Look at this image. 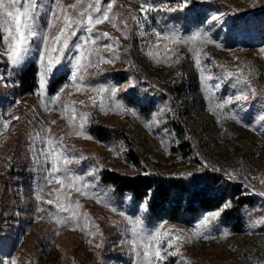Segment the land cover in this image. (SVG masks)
Wrapping results in <instances>:
<instances>
[{"label": "rangeland", "instance_id": "obj_1", "mask_svg": "<svg viewBox=\"0 0 264 264\" xmlns=\"http://www.w3.org/2000/svg\"><path fill=\"white\" fill-rule=\"evenodd\" d=\"M145 2L155 6L146 16L141 10ZM35 3L36 35L23 63L13 67L7 55H0V262L264 264V39L256 40L255 31L239 18L264 6V0H190L183 10L177 0H115L109 20L90 33L85 27L89 14L99 15L96 0H60L54 17L50 12L55 0ZM107 3L100 0L101 8ZM60 7L71 21L87 8L81 18L84 26L70 22L65 27ZM8 21L0 10V50L5 52ZM60 28H65L64 35L56 42ZM196 32L211 42L186 43ZM156 33H177L184 39L174 43ZM101 57L112 62L104 63ZM49 58L51 71L46 70ZM29 62L36 66V88L21 93L16 73ZM57 73L63 79L50 93L49 83ZM101 87L108 91L98 92ZM240 95L248 98L237 100ZM131 97H142L152 106L140 112L130 104ZM81 123L82 134L77 135ZM172 123L184 132L183 140ZM48 140L53 141V155H46ZM55 154L66 157L67 166ZM54 162L61 171L49 182ZM104 169L176 177L205 170L223 173L257 197L254 216L261 222L246 223L240 233L220 223V211L190 224L150 222L143 203L116 198L100 183ZM75 177L79 180L70 182ZM135 218L142 220L136 233L129 224ZM157 232L155 240L142 239ZM144 243H150L147 257ZM157 248L163 257L159 261L151 255Z\"/></svg>", "mask_w": 264, "mask_h": 264}, {"label": "trees", "instance_id": "obj_2", "mask_svg": "<svg viewBox=\"0 0 264 264\" xmlns=\"http://www.w3.org/2000/svg\"><path fill=\"white\" fill-rule=\"evenodd\" d=\"M192 5V9H197L199 12V5L197 7L196 3ZM239 18L243 19L248 28L255 31L256 40L264 39V6L248 16H239ZM234 25L236 27V24ZM62 79L61 73L53 76L48 92H53ZM15 80L21 93H31L36 88L35 64L29 62L22 67L16 73ZM131 98L130 104L140 112L152 106L142 97L138 100H134L135 97ZM171 127L183 140L184 132L175 123H172ZM94 133L98 139H101L102 135L99 131ZM115 136L117 137L118 133H115ZM184 142L187 144V141ZM180 146L183 148L185 145L180 144ZM131 158L137 163L135 155L131 154ZM99 176L100 183L108 187L114 197L127 196L134 205L143 203L146 218L150 222L167 220L190 224L202 215L215 211H220V223L229 227L234 233H240L246 223L255 225L261 222L260 219L255 221L254 216L257 197L240 182L226 177L223 173L205 170L189 177H176L155 172L127 174L118 170L104 169L100 171ZM258 228L263 227L260 225Z\"/></svg>", "mask_w": 264, "mask_h": 264}, {"label": "snow or ice", "instance_id": "obj_3", "mask_svg": "<svg viewBox=\"0 0 264 264\" xmlns=\"http://www.w3.org/2000/svg\"><path fill=\"white\" fill-rule=\"evenodd\" d=\"M115 0H108V3L106 5V7H104L103 9L100 6V0H96V5H95V12L99 13L98 16L93 17L91 14H89L87 16V24L85 27V30L88 31L89 33L92 31V28L97 25V24H101L106 20H109V12L113 7ZM190 2V0H177L178 5L180 6L181 10H183L184 7H187L188 3ZM79 3V0H78ZM21 4V0H7V5L6 6V0H0V10H3V12H5L7 14V16L10 18V21H8L9 23V27L4 28V31L7 33L4 37V43L7 45L6 48V52L3 50H0V55H7V59L8 61L11 63V65L13 67L19 66L20 64L23 63V61L25 60V57L28 55L29 53V41L30 38L36 35V31H35V10L37 8V5L35 3V0H23V4H22V8L18 7L17 5ZM56 6H60V0H55V6L54 8L51 10L50 12V16L54 17L56 16ZM71 7H75V5L71 6ZM88 8L93 7L91 4H89L87 6ZM155 6L152 4H148V3H142L141 4V10L142 12L145 13V16L147 14V11L150 9H153ZM59 10L64 14V20H65V27L68 26V24L71 23H75L78 26H84V21L81 19L82 17H84L85 15V11H87V8L83 11H81L79 13V17L76 18L74 21L70 20V17L67 14V11L65 9H63L62 7L59 8ZM175 10V9H173ZM133 19H137V17H133ZM212 19L217 20L219 19L216 16H213ZM125 24V27L127 26V22L126 20L123 21ZM52 22L51 19L49 20V24L48 27L51 28ZM3 27V22H0V28ZM64 31L65 28H60L58 31V34L54 37V40L56 42H59L61 40V36L64 35ZM75 31H73L71 33V35H75ZM108 33H103L104 37H108ZM158 38H164V39H168L174 43L180 42L181 40H183V37H180L177 33H172V34H165L164 37L160 36V33H156ZM47 36L44 37V42L45 44H47ZM87 39V38H86ZM196 40H200L201 42H211L209 40V38L207 37V35H201L200 32H196L193 33L190 37H188L185 42H192V41H196ZM93 43H95V40L92 41ZM64 47H67V39L64 40ZM106 47H110L107 46ZM198 55V54H197ZM41 60H43V53H41ZM118 58V57H117ZM102 62L104 63H111L112 61L110 59H104L103 57L100 58ZM199 62V61H197ZM51 58H49V67L46 69L47 71H51ZM3 76L0 75V81H3ZM72 79H73V83L74 85L79 89L80 88V84L76 83V71L72 72ZM65 87H67V85H65ZM45 88V81L43 78V75L41 76V80H40V89L41 92H43ZM116 88L113 87L111 89L112 94L114 95L116 92ZM63 91V88L60 90ZM105 91H108V89L106 87H101L100 89H98V92L103 93ZM59 96H54L52 97V100H56L58 99ZM248 96L247 95H240L237 96L236 99L240 100V99H247ZM223 104H219L217 105V107L219 108H223ZM101 107L103 108V104H101ZM117 107H120V105L118 104ZM135 114V113H133ZM87 113H83L82 114V119H86L87 118ZM75 118V117H73ZM16 119H19V117H16ZM261 119H264V116H261ZM53 123H55L53 121ZM3 127L5 129H7L8 127V122H4L3 123ZM81 128V132H78L77 135L82 134V130H83V123H81L80 125ZM45 131H50V129H46ZM85 138H91L88 136H85ZM48 147H49V152L46 155H53L54 154V149L52 148L53 145V141L52 140H48L47 141ZM57 156L60 157V159L63 160V164L65 166H67V164L69 163V160L66 157H63L60 154H55ZM61 171V168L58 166V162H54L53 163V167L51 169V171L49 172V182H51V179L53 178V174L54 173H59ZM65 173L67 172V169L65 167L64 169ZM55 180L58 184L62 183L61 178L59 176H55ZM70 182L74 183L75 180H79V177H75L73 178H69ZM83 187H88L87 184L82 185ZM40 199V196H37V200ZM98 202L99 199H98ZM47 203H52V201H47ZM60 205L57 204V207H59ZM78 206V205H77ZM115 210V209H113ZM121 215H123V213H120ZM218 215V213H214L213 214ZM74 218V217H73ZM126 219H128L126 217ZM57 223H63L62 220L57 219ZM129 224L132 226V231L134 233L137 232V229H142V220L140 218H135V219H129ZM75 230V229H73ZM159 233L157 232L155 235H148L145 237H142L143 240H146L148 242L157 239ZM196 235H199V233H197ZM174 239L179 240L180 237L176 236L174 237ZM133 243L135 244V241H133ZM100 245H97V247H99ZM149 247H150V243H144V255L145 257L149 256ZM151 255L154 256L155 260L159 261L161 260L163 257L161 256V251L159 250V248L154 249L151 252ZM0 264H2V262H0ZM13 264H15V262H13ZM147 264H152V261L149 260L147 261Z\"/></svg>", "mask_w": 264, "mask_h": 264}]
</instances>
